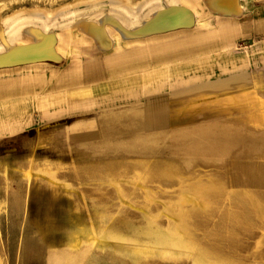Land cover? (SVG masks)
Listing matches in <instances>:
<instances>
[{
    "label": "rangeland",
    "instance_id": "obj_1",
    "mask_svg": "<svg viewBox=\"0 0 264 264\" xmlns=\"http://www.w3.org/2000/svg\"><path fill=\"white\" fill-rule=\"evenodd\" d=\"M249 1L254 8L264 3ZM103 2L104 6L99 1L73 12V7L66 10L70 2L65 0L58 7L63 6L66 13L54 19L49 29L55 25L70 28L69 24L81 16L97 17L100 9L121 14L130 25L139 24L146 12L162 0H121L120 6L115 0ZM24 6L20 10L7 7L1 13L0 42L2 35L13 37L26 34L31 26H44L46 19L42 20L38 12L29 16L22 13L25 9L36 12L42 5ZM258 44H242L239 49L255 50L260 47ZM258 58L255 56L253 61L259 62ZM249 64L237 67L236 76L251 72ZM56 65L62 71L69 66L65 59ZM255 70L261 79L243 80L227 87L222 84L218 89L212 87L215 74L202 73L189 83L176 76L165 83L167 87L155 89L147 88L146 82H132L131 87L127 84L123 88L122 96H116L114 91L72 98L67 94L65 97L74 101L86 102L59 114L31 110L30 127L0 147V264H104L108 245L99 243L94 235H80L81 225H94L102 231L117 228L130 243H156L155 237H134L150 227L163 233L169 230L166 192L184 182L186 192L194 194L206 212L224 216L225 209L206 192L211 190L214 179L221 180L228 190L229 156L197 148L192 145L195 138L178 137L177 133L202 122L199 112L230 107L231 111L221 116L240 115L245 137L238 149L264 163V66ZM187 84L195 88L184 89ZM54 92L47 88L45 95ZM159 99L166 102L161 105L167 111L166 120L151 126L148 109ZM147 163H153L155 169L146 168ZM259 198L264 206V188L256 189L250 202H259ZM248 205L246 202V206H234L233 214L237 218L245 216ZM256 207L262 208L259 203ZM68 209L76 219L74 228H69ZM260 218L264 223V213ZM42 220H47L49 226L40 228L38 222ZM250 220L247 229L252 231L259 222L256 215ZM229 226L238 228L236 222ZM58 238L64 241H56ZM82 253L85 256L80 263L64 258ZM261 259L264 264V251ZM133 264L159 263L141 257Z\"/></svg>",
    "mask_w": 264,
    "mask_h": 264
},
{
    "label": "bare ground",
    "instance_id": "obj_2",
    "mask_svg": "<svg viewBox=\"0 0 264 264\" xmlns=\"http://www.w3.org/2000/svg\"><path fill=\"white\" fill-rule=\"evenodd\" d=\"M64 1L0 0V19L1 13L7 7L20 10L27 3L41 4L42 7L36 12L25 9L22 13L29 16L38 12L42 20L46 19L44 26H31L26 29V34L1 36L0 131L22 129L21 124L26 121L24 110L28 108L59 114L61 110L66 111L80 105L82 101H74L71 99L73 96L82 97L88 94L102 96L113 91L116 96L124 95L123 88L127 87V84L131 87L133 82L126 78L123 83L119 77L132 66L131 57L123 55L125 45L149 36H159L190 27L196 21L197 12L194 8L198 4V0H162L161 4H155L146 12V18L142 22L131 25L123 20L121 14L100 9L97 17L81 16L69 24L70 28L55 25L50 30V23L52 25L54 19L66 13L65 9H62L63 6L58 7ZM68 1L70 4L66 10L69 11L73 7L75 12L77 9L93 6L99 1L102 2L100 5L104 6L106 3L103 1L107 0H95L93 3H88L89 0ZM115 1L120 6L121 0ZM203 1L210 12L220 17L236 16L243 11L241 0ZM261 52H264V49ZM234 56L237 54L226 53L220 59L237 60ZM75 57H80V60L73 61ZM64 59L66 65L67 62L69 65L67 70L45 69V66L56 65ZM262 60L260 58L259 61ZM242 61L237 60V63L231 66H244L245 63ZM27 65L34 71L20 78L12 79L9 75H2V72L11 68ZM116 79L119 80L116 82ZM153 82L162 87V84L158 83L160 81ZM154 83L152 85H155ZM48 85L58 91L52 95L40 96ZM67 94L71 98L65 97ZM164 103H166L164 100L159 99L156 104L150 105L149 125L165 122L167 111L165 107L161 108ZM229 110L231 111L230 107H225L221 111L211 108L199 112L200 117L204 119L202 122L177 133L178 137L195 138L192 145L197 148H206L214 150L221 156H229L226 169L228 190L224 189L225 184L221 180L214 179L211 190L206 192V195L208 193L215 197L219 206L225 209L224 216L206 212L196 196L186 192L184 182V185L166 192L169 230L163 233L148 226L150 228L140 231L134 237L135 239L143 235L155 237L156 243L152 241L140 244L137 243L139 240L130 243L126 241L123 231L117 228L102 231L97 230L94 225L88 227L81 225L80 235H94L99 243L108 245L105 263L102 259L104 264H133L141 257H147L159 264H261V255L264 251V223L260 215L264 213V206L260 198L259 202L253 200L250 202V196L256 189L264 188V163L252 160L248 153L238 149L244 142L245 132L239 124L238 113L229 118L221 116ZM262 152L264 153V143ZM144 166L155 169L153 163ZM246 202L249 208L244 213L245 216L237 218L233 214L234 206L242 204L246 206ZM258 203L262 208L256 207ZM253 215L258 218L259 226L249 231L247 228L251 225L250 219ZM68 216L69 228H72L76 219L69 209ZM231 222H236L238 228H231L229 226ZM38 226L48 227L49 222L42 220L38 222ZM56 241L64 240L58 238ZM87 252L88 250L85 253ZM83 256L85 255L82 253L79 256L67 255L64 258L69 262L80 263L83 262Z\"/></svg>",
    "mask_w": 264,
    "mask_h": 264
},
{
    "label": "crops",
    "instance_id": "obj_3",
    "mask_svg": "<svg viewBox=\"0 0 264 264\" xmlns=\"http://www.w3.org/2000/svg\"><path fill=\"white\" fill-rule=\"evenodd\" d=\"M241 3L243 11L240 14L220 17L216 13L210 12L203 0H198V4L194 8L197 12L196 21L190 27L159 36H149L125 45L123 55L131 57L132 66L129 71H123L119 76L121 79H119L123 83L127 79L132 80L133 83L146 82V87L149 89L167 87L165 83L172 81L176 76H182L184 82L189 83L191 78H199L202 73L215 74L211 79L214 89H218L222 84H226L224 86L227 87L243 80L252 82L261 79V74H257L259 71L255 69L264 64V52H261L264 49V3L256 8L248 0H241ZM257 41L260 47L255 50H253L254 48L247 51L239 49L242 44H251ZM226 53L237 54L234 58L243 60L244 65L250 63L251 72L247 71L243 76L237 77L234 73L237 67L231 66L237 63V60L220 59ZM247 56L252 59L248 60ZM255 56L259 57L258 60L260 58L263 60L256 63L257 60L253 61ZM45 67L46 70L60 69L57 65ZM30 71L34 70L27 65L11 68L9 71L2 72V75H9L12 79H16ZM119 79H116V82ZM153 81H160L158 83L162 84V87L157 86V83L155 84ZM153 83L155 85H152ZM88 84L91 85V83ZM47 88L48 90L52 88L55 91L53 86L48 85ZM194 88L193 85H184V89L192 90ZM45 90L40 96H46ZM33 109L24 110L26 121L21 124L23 125L22 129L0 131V147L6 146L9 138L18 136L30 127L29 113Z\"/></svg>",
    "mask_w": 264,
    "mask_h": 264
}]
</instances>
